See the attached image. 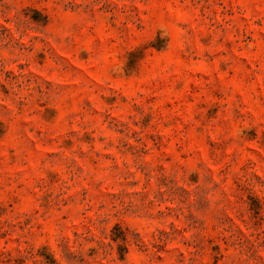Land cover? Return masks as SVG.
<instances>
[{"label": "rangeland", "instance_id": "374dc122", "mask_svg": "<svg viewBox=\"0 0 264 264\" xmlns=\"http://www.w3.org/2000/svg\"><path fill=\"white\" fill-rule=\"evenodd\" d=\"M0 264H264V0H0Z\"/></svg>", "mask_w": 264, "mask_h": 264}]
</instances>
